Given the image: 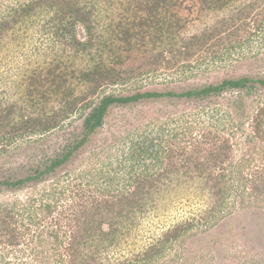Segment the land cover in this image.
<instances>
[{"label": "trees", "instance_id": "1", "mask_svg": "<svg viewBox=\"0 0 264 264\" xmlns=\"http://www.w3.org/2000/svg\"><path fill=\"white\" fill-rule=\"evenodd\" d=\"M4 2L0 194L52 183L42 194L33 190L26 200L0 203V246L6 245L0 264H11L15 246H20L15 259L32 258L24 264H184L186 257L175 248L178 241L214 227L215 218L245 208L264 218V72L203 82L198 76L189 83V76L213 71L215 64L233 57L264 63L250 45L259 37L264 50V0L195 1L206 21L189 34L180 33L188 18L174 10L179 0ZM29 20L40 22L35 33ZM45 35L51 38L48 46ZM28 41H35L30 57L36 59L21 64L10 45L15 42L18 53ZM141 48L151 54L124 68L128 55L118 49ZM172 64L181 71L169 76L184 86L144 88L136 82L147 69ZM135 82L139 86L128 90ZM165 101L167 108L155 109L127 134L111 131L112 141L104 137L95 150L113 109ZM66 124H74V130L64 145L48 153L43 144ZM39 148L42 155L35 161L33 151ZM85 152L93 153L87 159L90 167L84 166L87 157L74 165ZM16 153H24L26 161L15 162ZM66 170L75 172L68 183L62 179ZM184 185L197 189L191 201L204 195L209 205L156 233L143 229L164 201L159 194ZM84 186H94L93 192ZM71 188L68 197L76 201L62 197ZM232 230H223L224 235ZM32 231L36 234L27 240ZM205 246L201 240L197 258L201 253L207 261ZM115 253L118 263L112 261Z\"/></svg>", "mask_w": 264, "mask_h": 264}, {"label": "rangeland", "instance_id": "2", "mask_svg": "<svg viewBox=\"0 0 264 264\" xmlns=\"http://www.w3.org/2000/svg\"><path fill=\"white\" fill-rule=\"evenodd\" d=\"M5 0L4 3H6ZM180 3L178 6L175 7L174 10L178 11V15L188 18V20H185L186 23L184 25V28H181L180 33H191L194 31H199L203 27V22H205V19H202L205 15L202 12H199V6L200 2L198 0H179ZM197 1V3L195 2ZM203 14V16H202ZM199 16V17H198ZM30 26V32L35 33L38 29V24L40 23L39 20H29L28 21ZM21 27V26H20ZM17 27V28H20ZM105 32V31H104ZM34 38L36 39L38 36L34 34ZM47 40H45L46 46H48L50 41V36L45 35ZM109 34L103 33V38L108 39ZM259 37H255V39L252 40V43L250 45L252 46L253 53L254 52H260V57L264 56V50H262V41L258 39ZM35 41H28V43L23 44V48L20 49L18 52L19 54H22L25 52L26 56L20 57L17 52V49L19 48L15 42H12L10 45V50H12L14 56L17 55V60L21 62V64L29 63V58L33 61L36 59L35 56L30 57L33 54V51L35 49L34 45ZM167 44V43H166ZM148 45H151L148 43ZM18 47V48H17ZM164 46L163 44L160 46L162 49ZM249 47V46H248ZM261 48V49H260ZM249 49V48H248ZM118 52L125 53L124 55H128L126 57V63L124 65V68L137 66L141 64L145 58L148 57L151 53L144 51V48L141 49H133L130 52L124 51L122 49H118ZM166 56H171L170 54L166 53ZM81 63L85 65L83 61L80 60ZM181 63V60L179 61ZM216 66H218L216 68ZM205 66L202 65V68ZM212 68H214L213 71L205 72V74L197 75V76H189V83L198 81V76H200L199 81H212L216 76L222 77V76H240L244 74H257L259 72H264V63L262 59H239L237 58L230 59L228 62H224L223 64L219 63L218 65H214ZM146 73L140 76L139 80H136V82L140 85H143L144 88L148 87H158V88H167V86H178L182 87L185 85V83L182 81H179L180 78H176L177 76H169L170 73H175L177 75L179 73L178 70V64H172L167 65L166 67L163 65L159 67L156 70L153 69H147ZM180 75V74H178ZM174 77L175 79H173ZM197 79V80H196ZM135 82V85L127 86L128 90L132 89L136 86H139ZM167 104H169L168 101L165 102H148L144 105H138V106H132V107H116L113 109L111 115L108 117L107 123L105 127L103 128V131L99 133L98 140L92 145L95 147V150H98V144H100L104 137L109 136V142L112 141L110 134L111 131L123 132L125 134L129 133L130 130L134 126H137L138 124L142 122H146L148 117L150 118V115L155 111V109H161L166 107ZM169 107V106H168ZM140 110V111H139ZM147 110L146 113L147 116H143L144 111ZM162 112L159 114L161 115ZM79 115V114H78ZM76 115V116H78ZM143 117V118H141ZM163 119H166V117H162ZM78 122V121H76ZM75 126L74 124H66V126L62 129L55 130L50 137H48L46 144H43L42 148H46L48 153H53L56 149L61 147L65 144L66 138L69 137V133L74 130ZM148 129V128H147ZM46 140V139H45ZM91 146V147H92ZM109 150L112 148L108 146ZM40 149V150H39ZM37 149L36 151H33V155L36 157L35 161L39 160L42 151L41 148ZM118 148H115L113 153L116 152ZM93 153L92 152H85L84 156L79 157L75 160L73 163L74 165H77L82 161V158H86L84 161V166L90 167L91 160H87ZM15 162L19 163L22 161H26L27 156L23 153H16V156L12 158ZM116 163V161H115ZM15 164V163H14ZM82 167V166H80ZM79 166L77 167V172L79 169H81ZM72 172V173H71ZM70 173L66 171L63 172V181L65 183H68L72 180L74 177L73 173L75 174L74 170ZM87 183L86 180L80 179V182ZM52 183V180L43 183L40 185V188L35 189H23L19 191L18 193H2L0 194V203L2 201L6 200H15V199H27V196L35 191V195H37L39 192L42 194V189L46 188L47 185L49 186ZM56 186V184H54ZM94 186H84L85 190H87V193L89 190H93ZM190 185L176 187L175 191L169 192L168 194H159V197H164L162 200V204L160 203L159 208L156 210L155 213H153L149 218L146 219L144 222V228L150 233H156L157 231H161L164 228L168 227L169 225L173 224L177 220H182L183 218L191 215V212L194 211L195 208H204L209 205V200L207 196L200 195L197 199L190 200L189 195L192 197L195 196V191L197 189H191ZM76 191V190H74ZM70 192L73 193L72 188L71 191H67L66 194L62 195V197L67 200H77L68 197ZM93 192V191H92ZM205 193V192H204ZM90 194V192H89ZM183 198V199H182ZM53 199V197H51ZM55 199V196H54ZM23 223V218H21ZM216 225L214 227H209L206 231L203 227L201 230L204 231V233H197V234H191L187 237H183L180 242L178 241V245L175 246L178 250L181 251L182 256L186 257V261L184 264H262L264 262V218H261L257 213L256 210H252L251 208H245V209H236L234 211V216L227 217L226 219L217 220L215 218ZM233 228L232 232L233 234L230 235H224L225 229L229 230L230 228ZM34 231L30 233V235L27 237V240L30 238H33L32 235H34ZM26 238L22 240V242L25 244V247H27L28 242ZM148 240V239H147ZM203 240L206 244L205 250L208 251V258L210 260H204L202 258L201 253L199 254V258H197V253L200 251V241ZM23 245V244H21ZM2 247H6L5 244L1 243L0 249ZM18 247H14V252L12 255H9L11 259V264H24V262L32 261V258L30 256H24L23 261L15 259L13 255H20V252H18ZM22 247V246H21ZM24 247V246H23ZM191 248V249H190ZM175 252V249L170 250L169 252ZM111 255L114 252H110ZM115 255L118 258L112 259L114 263H118V259H120V255ZM176 255V254H175ZM118 260V261H117ZM167 260V255H166ZM122 264V263H121ZM172 264H176L173 262Z\"/></svg>", "mask_w": 264, "mask_h": 264}]
</instances>
